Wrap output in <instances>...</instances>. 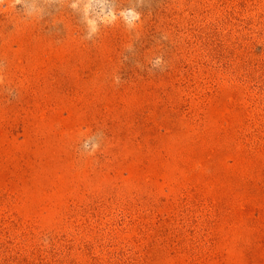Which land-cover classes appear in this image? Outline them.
I'll return each instance as SVG.
<instances>
[{"label": "rangeland", "instance_id": "rangeland-1", "mask_svg": "<svg viewBox=\"0 0 264 264\" xmlns=\"http://www.w3.org/2000/svg\"><path fill=\"white\" fill-rule=\"evenodd\" d=\"M0 264H264V0H0Z\"/></svg>", "mask_w": 264, "mask_h": 264}]
</instances>
